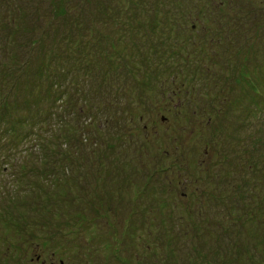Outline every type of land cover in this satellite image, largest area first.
I'll list each match as a JSON object with an SVG mask.
<instances>
[{"label": "rangeland", "instance_id": "1", "mask_svg": "<svg viewBox=\"0 0 264 264\" xmlns=\"http://www.w3.org/2000/svg\"><path fill=\"white\" fill-rule=\"evenodd\" d=\"M52 4L0 0V264L187 263L264 197V0Z\"/></svg>", "mask_w": 264, "mask_h": 264}, {"label": "trees", "instance_id": "2", "mask_svg": "<svg viewBox=\"0 0 264 264\" xmlns=\"http://www.w3.org/2000/svg\"><path fill=\"white\" fill-rule=\"evenodd\" d=\"M41 1L43 2V0ZM64 2L67 6V9L70 8L71 10H74L73 12L78 10L73 4L71 5L72 0H64ZM37 3V7L40 8V0H37ZM66 6H64V12H62V6L58 5L55 7L54 4H52L51 7L49 5V14L54 19H59L64 16L66 12ZM69 16L71 17V14ZM38 23L43 24L42 18L38 20ZM58 50L61 49L59 48ZM74 145L75 148L79 147V141L76 144L74 143ZM76 151L78 152V149H76ZM63 158L66 159L68 157L63 155ZM247 196L245 194L243 197L244 204H242L241 201L243 198H241L239 194L236 193V191H233V193L229 195L228 199L226 198L229 202L231 200L232 203L229 204L230 209L225 210L228 218L224 222V225H218V227L221 229L218 231V235L212 233L208 240L201 239V241H196L199 237L194 238L192 236L189 238H194L195 241L191 239L189 241L184 240V242H182V251L186 249V254L189 255L188 257H185V262L192 264L191 257L193 255L197 256L200 250L203 251L204 246L207 247L208 244H210L212 245V250H216L217 252L216 255L214 254L215 257L212 261L213 264H264V197L257 198L252 196L251 200H247ZM223 199V196H220V198L215 196L214 202H224ZM223 230L225 232H231V235H226ZM233 234L240 235V238L244 236L247 237H245L242 241L234 238L230 239ZM170 241L171 240L167 241L168 248H170ZM151 245L152 244H149L148 248L152 249ZM156 247L160 248V244ZM182 251H179V249H176L175 251L174 249L173 253L181 252V255L184 256L183 254L185 252L182 253ZM152 254L153 255L148 257L145 256V264H162L163 261H160V259L156 257L155 252H152ZM165 256L168 258V260L173 258V255L165 254ZM208 264H210V262H208Z\"/></svg>", "mask_w": 264, "mask_h": 264}]
</instances>
